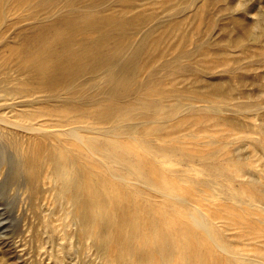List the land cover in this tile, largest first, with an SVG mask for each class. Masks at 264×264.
I'll use <instances>...</instances> for the list:
<instances>
[{
  "label": "rangeland",
  "instance_id": "obj_1",
  "mask_svg": "<svg viewBox=\"0 0 264 264\" xmlns=\"http://www.w3.org/2000/svg\"><path fill=\"white\" fill-rule=\"evenodd\" d=\"M85 17L125 45L115 60L127 63L131 84L98 67L40 86L49 62L33 78L31 53L54 44L62 50L63 27L77 28L72 47L98 38L81 29ZM29 89L37 101H29ZM140 99L156 103L149 116L109 118L113 109L137 112ZM14 100H22L20 110L8 105ZM0 117V264H116L113 254L124 245L102 223L81 228L61 184L70 173H50L47 156L77 159V150L80 161L93 163L92 179L104 175L105 192H118L117 174L128 180L122 192L140 210L132 220L167 215L164 232L204 220L213 235L197 228L195 238L210 248L194 262L172 264H264V0H0ZM126 124L133 129L111 128ZM114 138L125 149L114 148ZM165 154L169 160L155 165ZM158 179L180 201L164 197ZM115 193L113 201L123 197ZM135 250L131 263L159 256L153 241Z\"/></svg>",
  "mask_w": 264,
  "mask_h": 264
},
{
  "label": "bare ground",
  "instance_id": "obj_2",
  "mask_svg": "<svg viewBox=\"0 0 264 264\" xmlns=\"http://www.w3.org/2000/svg\"><path fill=\"white\" fill-rule=\"evenodd\" d=\"M66 5L69 3L68 1L64 2ZM81 29L83 30H92L98 33V38L94 39L91 42H87L85 40H81L76 42V45L72 47V39L77 30L76 27H66L62 28V30L67 35V39L63 40L61 44L62 50H57L56 45L54 47L50 46H41L37 53H31V58L33 61L30 62L31 68L34 70V77L37 75V71L40 70L41 66L47 61L49 62L47 73L41 71L40 81L38 84L41 86L43 82L50 83V86H54V83L60 82L61 80L70 81V77L80 72H88L93 71L96 68H101L104 70V73L110 75V79L115 80L116 82L127 86L131 84V74L126 73L127 71V63L118 64V61L115 60L117 55L116 52L124 49L125 45L116 44L117 42L110 41L108 37H106V33L102 31V22L98 20H94L91 18H84ZM5 26V20H2V29ZM244 34H240V36H236L237 40L241 42ZM68 41V42H67ZM109 42L116 44L110 48L108 52L102 50L104 43ZM69 43V44H68ZM71 44V45H70ZM99 44V45H98ZM102 48V49H101ZM126 70V71H125ZM19 77L21 74H18ZM18 77L19 84L17 88L19 91L24 89L23 87V78ZM62 83V82H60ZM71 84V82H70ZM71 90V85L69 86ZM125 90V89H124ZM29 92L26 93L29 96V101H37L36 91L34 89H29ZM19 102V103H18ZM22 100H14L13 103L8 104L12 106L13 109L18 110L20 108V103ZM152 103H155L151 100L140 99L139 110L137 112L125 109L121 112L116 113L113 109L110 113L113 121H120L121 119H125L128 117H132L133 115L140 116V118H144L149 116L152 113V108L154 107ZM156 104V103H155ZM19 105V106H18ZM179 107V104H174L170 106V109H165V113H170L172 110H176ZM20 110V109H19ZM108 110L104 113L101 112V116H107ZM22 116V114H20ZM0 122L4 123V119L0 117ZM36 124V123H34ZM34 124L29 126L31 130H35L33 127ZM15 127H19L18 124H11ZM113 130H118L119 128L124 130L133 129L132 124H126L124 127H111ZM76 128H69L65 130L70 137L76 141V143L84 142L83 139H79L77 135ZM110 130L105 131V134H109ZM117 136V135H116ZM16 140V138H15ZM13 140V141H15ZM6 140H3V144ZM111 143L114 148L117 150L125 149L118 141L114 139L111 140ZM86 147L87 144H85ZM19 149L23 151V145H20ZM104 155V153H102ZM67 156V157H66ZM65 155H60L58 157L47 156L46 161L50 163V173L52 176L54 174L69 172L71 177L67 180V182H62V186L68 187L69 192L68 195L72 197L71 199V210H75V218L77 224L82 228L85 224L97 225V223H102V229L106 232H109V235L114 239V242H118L124 245V249L118 253L113 254L114 257L112 261L116 264H139L138 260H133L130 262L131 257L134 259H139L136 255V247L146 241H153L156 243V251L159 256L156 260L151 261L148 264H172L173 262H178L184 259L189 260L190 262H194L195 258L203 254L206 250L210 248L209 244H200L196 237L195 229L199 228L201 234H211L213 231L207 230L204 226V220H199V218H195L191 220V224H188L187 221H180V226L175 228V226L170 228L167 232V220L169 217L165 216H150L145 219H134L137 216L136 213H139L140 210L136 206V202L132 201L126 194H123L122 188L123 184L127 185L128 180L121 178L118 174L114 177L118 182L117 193L122 194V198L113 201L112 196L114 193H107L102 190L100 187L103 186V181L106 180L104 175L95 176L93 174V163L80 161L81 157L79 151L77 150L76 157L77 159H73L69 153L67 152ZM164 156V157H163ZM69 158V159H68ZM159 161L155 160V165H162L169 160L168 154L162 155ZM69 162H68V160ZM155 159V158H154ZM37 161V160H35ZM25 162V160H24ZM24 165L20 167L19 171L24 169ZM134 169H138L136 165H133ZM32 174H35L32 172ZM83 176L82 181H78V177ZM103 179V180H102ZM161 187L158 189L159 192L163 194L166 198H175L180 201L179 196L171 195L169 192L172 191L173 187L167 182L165 179H158ZM105 182V181H104ZM121 188V189H120ZM115 193V194H117ZM113 208H118L120 211L115 213ZM77 210V211H76ZM94 210H98L103 214L100 216H96L94 214ZM101 229V230H102ZM184 231V233L188 232L187 236L183 240L176 239L177 231ZM84 231V230H83ZM96 234H98V227L95 228ZM195 235V236H194ZM194 264V263H193Z\"/></svg>",
  "mask_w": 264,
  "mask_h": 264
}]
</instances>
